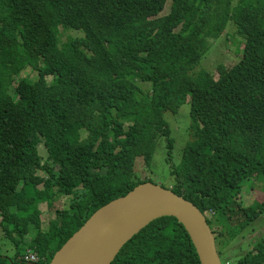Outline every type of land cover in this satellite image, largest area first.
Listing matches in <instances>:
<instances>
[{"label": "trees", "instance_id": "obj_1", "mask_svg": "<svg viewBox=\"0 0 264 264\" xmlns=\"http://www.w3.org/2000/svg\"><path fill=\"white\" fill-rule=\"evenodd\" d=\"M168 1L0 0V226L15 247L0 264H29L25 250L49 264L98 209L146 183L135 161L149 166L160 137L171 154L164 114L188 99L172 191L205 215L222 264H264V236L229 249L264 213V200L243 203L245 182L264 181V0ZM229 20L244 37L238 63L191 75ZM29 68L36 81L21 76ZM40 204L56 212L47 230ZM112 264L202 262L185 226L161 217Z\"/></svg>", "mask_w": 264, "mask_h": 264}, {"label": "water", "instance_id": "obj_2", "mask_svg": "<svg viewBox=\"0 0 264 264\" xmlns=\"http://www.w3.org/2000/svg\"><path fill=\"white\" fill-rule=\"evenodd\" d=\"M161 217H174L185 226L202 264H222L205 215L184 197L150 182L98 209L49 264H112L136 234Z\"/></svg>", "mask_w": 264, "mask_h": 264}, {"label": "rangeland", "instance_id": "obj_3", "mask_svg": "<svg viewBox=\"0 0 264 264\" xmlns=\"http://www.w3.org/2000/svg\"><path fill=\"white\" fill-rule=\"evenodd\" d=\"M238 1L239 0H232L233 7L238 3ZM170 3L171 0L168 1V6ZM70 35H73L72 31L61 30V40L63 42L66 41ZM243 43L244 37L237 32L233 20H229L222 36L212 42L208 51L190 74L192 75L200 71H207L211 72L215 78H218V68H222L223 71L224 68L227 69L238 63L242 55ZM21 76L29 79L30 81H36L38 78L37 72L30 68L25 70ZM51 80L52 78L49 77L48 81L51 82ZM146 85L147 84H141L143 89L147 88ZM164 118L169 124L171 137L175 141L171 154H169V150L167 148L166 138L160 137L157 139V145L151 164L147 166L143 157L140 156L135 161L134 171L137 180H148L147 182L172 190L176 184L175 176L172 175L171 172L172 166L174 164H180L183 149L191 140L190 127L194 125L190 115L189 99L176 113L171 111L165 112ZM85 134L86 133L83 135ZM38 152L42 160L45 161L48 154L43 141H41L38 145ZM40 188H42V186H40ZM243 196V203L247 206L263 201L264 181L254 178L245 182ZM60 200L63 208L67 209L68 199L65 197ZM28 203L29 200L26 201L25 198L20 196L18 207H26L28 206ZM39 208L41 210L42 229L47 230L49 228V223L55 219L56 212L53 211V209H50L46 204H40ZM6 236V233L0 226V254L5 255V253H7L10 257H14L15 247L8 243L9 241ZM262 236H264V213L252 222L249 229L245 231L244 236H240L236 241L230 244L229 249L230 251H234L235 254L243 252V250L239 251L241 248L247 251L250 247H252L254 241ZM27 252L28 250L24 251L25 254Z\"/></svg>", "mask_w": 264, "mask_h": 264}, {"label": "built area", "instance_id": "obj_4", "mask_svg": "<svg viewBox=\"0 0 264 264\" xmlns=\"http://www.w3.org/2000/svg\"><path fill=\"white\" fill-rule=\"evenodd\" d=\"M24 261L25 262H31V263H35V264H37L40 260H43V259H45V258H40L38 255H37V253L36 252H34V251H28L26 254H25V256H24Z\"/></svg>", "mask_w": 264, "mask_h": 264}, {"label": "bare ground", "instance_id": "obj_5", "mask_svg": "<svg viewBox=\"0 0 264 264\" xmlns=\"http://www.w3.org/2000/svg\"><path fill=\"white\" fill-rule=\"evenodd\" d=\"M222 262V261H221Z\"/></svg>", "mask_w": 264, "mask_h": 264}]
</instances>
